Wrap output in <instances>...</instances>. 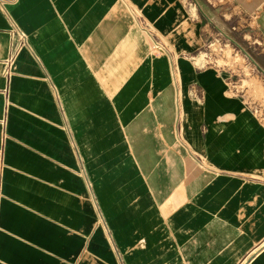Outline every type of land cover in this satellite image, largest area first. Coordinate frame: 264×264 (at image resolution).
<instances>
[{
	"label": "crops",
	"instance_id": "1",
	"mask_svg": "<svg viewBox=\"0 0 264 264\" xmlns=\"http://www.w3.org/2000/svg\"><path fill=\"white\" fill-rule=\"evenodd\" d=\"M239 27L264 0H0V264H264V123L196 62Z\"/></svg>",
	"mask_w": 264,
	"mask_h": 264
},
{
	"label": "rangeland",
	"instance_id": "2",
	"mask_svg": "<svg viewBox=\"0 0 264 264\" xmlns=\"http://www.w3.org/2000/svg\"><path fill=\"white\" fill-rule=\"evenodd\" d=\"M234 33L217 36V42H208L196 62L220 69L227 78L225 88H230L239 96L264 123V52L261 51V38L255 41L244 37L242 27Z\"/></svg>",
	"mask_w": 264,
	"mask_h": 264
},
{
	"label": "built area",
	"instance_id": "3",
	"mask_svg": "<svg viewBox=\"0 0 264 264\" xmlns=\"http://www.w3.org/2000/svg\"><path fill=\"white\" fill-rule=\"evenodd\" d=\"M156 38V37H155ZM215 42H217V38H215L214 40ZM151 50L154 51V52H164L166 51V46L164 43H162L160 40L158 39H155L153 40L152 42V45H151ZM229 93L231 94H235L233 91L230 90V88L227 90Z\"/></svg>",
	"mask_w": 264,
	"mask_h": 264
}]
</instances>
